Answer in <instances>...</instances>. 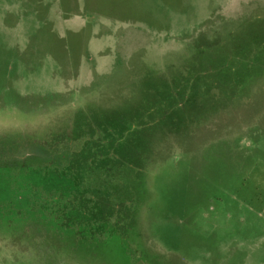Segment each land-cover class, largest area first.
<instances>
[{"label":"rangeland","instance_id":"374dc122","mask_svg":"<svg viewBox=\"0 0 264 264\" xmlns=\"http://www.w3.org/2000/svg\"><path fill=\"white\" fill-rule=\"evenodd\" d=\"M0 264H264V0H0Z\"/></svg>","mask_w":264,"mask_h":264}]
</instances>
